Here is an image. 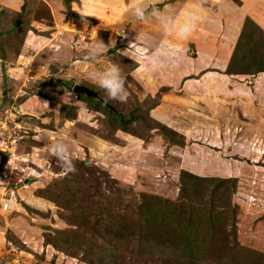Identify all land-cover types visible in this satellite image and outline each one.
Listing matches in <instances>:
<instances>
[{"label":"rangeland","instance_id":"374dc122","mask_svg":"<svg viewBox=\"0 0 264 264\" xmlns=\"http://www.w3.org/2000/svg\"><path fill=\"white\" fill-rule=\"evenodd\" d=\"M47 4L57 3H27L25 34L0 37V264H264V73L155 91L147 68L134 76L117 29L89 60L83 45L105 34L70 20V7L56 22L67 33L37 36L36 21L54 25ZM110 63L122 69L124 103L105 102L87 78ZM76 84L103 102L77 98ZM54 139L71 148L74 173L49 154ZM224 205L225 219L208 225L204 214ZM188 210L198 224L180 229ZM188 233L200 254L177 251Z\"/></svg>","mask_w":264,"mask_h":264},{"label":"crops","instance_id":"0c3cea01","mask_svg":"<svg viewBox=\"0 0 264 264\" xmlns=\"http://www.w3.org/2000/svg\"><path fill=\"white\" fill-rule=\"evenodd\" d=\"M26 1L32 2L34 0ZM39 1L43 3L44 1H56L57 4L53 7H50L48 4L46 5L49 8L50 20L54 25H48L45 31L41 30V23L39 24V21H36L35 26L31 25L38 32L37 36L41 33H48L46 36L51 37L49 38L50 40H55L59 33H67L64 25H62L64 28L61 27V29H64L65 32L63 30L59 31V26H56V22L61 21V17L65 19V16L58 13L61 10L60 8L67 7L63 1L60 0V3L57 0ZM126 2L127 0H109V7L92 9L90 12L92 16L84 18L80 13L84 11L82 2L81 0H75L69 4L71 9L70 16H72L70 20L79 16L80 19L88 21V23L94 24L99 22L100 27H102L99 28L96 25L93 28L91 27V31H93L94 35L99 33V31L100 33H104L105 39L102 41L106 45H110L111 37H113L112 32L117 29L118 36L121 35L119 36L121 38L119 39V45L124 47L123 51H126L135 42L138 32L147 33L151 36V47H155L161 39H164L184 49L183 60L178 66L162 70L150 69L138 58L132 59L129 57L131 61L135 62V72H133L135 77L142 78L140 73L146 68L148 69V75L143 77V79L145 82L152 83L156 86L153 88L155 91L159 88H173L178 86L179 83H185L184 91L189 86H193L195 89L194 84L199 82L203 86L208 83L207 81L212 76L220 79L222 77L227 81L232 77L237 78L236 75H225L224 71L227 68V64L239 37L244 18L249 17L264 31V0H216L215 2L212 0H161V7L164 4H168L176 11L194 9L201 16L202 22L197 25L195 31L183 40H177L174 36L164 37L160 26L155 20L146 19L140 21L130 13H126L123 10L126 7ZM23 3L24 0H0V11L1 9H7L12 12H20ZM209 20L211 22H208ZM97 26L98 28H96ZM67 28L70 29V27ZM90 37V43L94 41L99 42L93 40L94 36L90 35ZM25 40L26 38H24L23 46H27L31 42L29 39ZM77 41L80 44L79 40ZM23 51L22 48L21 52ZM262 76L263 74L259 75L254 83L257 81L260 83ZM190 81L194 84L192 82L190 83ZM166 95L168 94L166 93Z\"/></svg>","mask_w":264,"mask_h":264},{"label":"clouds","instance_id":"9594fccd","mask_svg":"<svg viewBox=\"0 0 264 264\" xmlns=\"http://www.w3.org/2000/svg\"><path fill=\"white\" fill-rule=\"evenodd\" d=\"M84 11L80 12L84 18L90 15L92 9L109 7V0H81ZM137 20H155L162 30L164 37L174 36L177 40L186 39L197 25L202 22L199 13L194 9H183L176 11L171 5L164 4L161 0H127L123 9ZM208 22H211L210 20ZM152 38L147 33L138 32L135 42L123 52L132 59H139L144 65L153 70L174 68L178 66L184 56V49L177 44L161 39L155 47H151ZM115 44L113 41L111 47ZM89 60L95 61L105 50L110 48L102 40L83 45ZM88 80L103 91L105 102L118 101L124 103L128 99L126 82L123 78L122 69L119 64L110 63L104 67L90 70L87 74ZM50 155L56 158L64 173L76 171L72 150L69 145L61 139H54L47 146Z\"/></svg>","mask_w":264,"mask_h":264},{"label":"trees","instance_id":"16d2710c","mask_svg":"<svg viewBox=\"0 0 264 264\" xmlns=\"http://www.w3.org/2000/svg\"><path fill=\"white\" fill-rule=\"evenodd\" d=\"M64 5L69 7V4L72 1L75 0H62ZM29 3V1L24 0V3L21 7L20 12H12L7 9H1L0 11V37L4 36H10L14 32H18L21 28H23V32L25 34L24 24H23V12L26 10L25 7ZM13 14L15 15V18H9L7 15ZM27 14V13H26ZM71 15V14H70ZM24 38V37H23ZM24 40V39H23ZM1 48V46H0ZM22 49V48H21ZM20 49V50H21ZM4 56V57H3ZM18 56V55H17ZM5 55L0 53V59L4 62ZM2 62V63H3ZM259 73H264V31L249 17H245L243 21V25L239 34V37L237 39V42L235 44V47L233 49L232 55L230 57V60L227 64V68L224 71L225 75L232 76V75H250L254 76ZM60 84L61 81H58ZM66 84V83H63ZM71 87V85H69ZM95 99V98H93ZM97 100V99H95ZM98 101V100H97ZM116 113L115 111H112ZM121 119V118H120ZM133 118H130L128 121H124L122 119V124H126L127 122H132ZM199 171V170H197ZM203 176V175H201ZM189 179L192 182H195L197 184H201L202 180L205 181V178H201L195 175H192L188 172L184 173V179ZM219 189H221L224 185V183L219 180L218 181ZM228 202V201H226ZM224 205L222 211H220L219 215L216 214L214 216H209L208 213H202L204 214V217L207 220L208 225L210 226H216L219 224L220 220H222L223 216L226 214V209ZM190 213V211L188 210ZM197 215L195 216L190 213L189 220H185V223H181L179 225L180 229H188L190 227V224L195 225L197 222ZM225 219V218H223ZM226 223V222H225ZM198 227V226H197ZM186 239L189 241H186L185 244H182V242L178 243L177 251L179 253L184 254L185 252H190V248L192 247L193 251L198 250V254L202 252V243L198 239H196L194 236H191L190 233L185 234ZM198 242V243H196ZM202 242V241H201ZM235 249H240V247H236ZM244 249V248H243ZM176 251V250H175ZM178 253V252H177ZM195 258V257H190ZM196 263L200 259H194ZM176 263V261H174ZM178 264V263H177Z\"/></svg>","mask_w":264,"mask_h":264},{"label":"water","instance_id":"95a60500","mask_svg":"<svg viewBox=\"0 0 264 264\" xmlns=\"http://www.w3.org/2000/svg\"><path fill=\"white\" fill-rule=\"evenodd\" d=\"M73 92L76 94L77 98H79L81 95H85L88 98H95L100 102H103L99 96L98 93L86 86L83 85H74ZM110 110L114 111L111 107H109Z\"/></svg>","mask_w":264,"mask_h":264}]
</instances>
